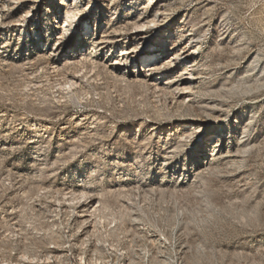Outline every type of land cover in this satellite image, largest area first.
<instances>
[{"label": "rangeland", "instance_id": "1", "mask_svg": "<svg viewBox=\"0 0 264 264\" xmlns=\"http://www.w3.org/2000/svg\"><path fill=\"white\" fill-rule=\"evenodd\" d=\"M167 8L186 98L116 64L145 0H0V264H264V0Z\"/></svg>", "mask_w": 264, "mask_h": 264}, {"label": "bare ground", "instance_id": "2", "mask_svg": "<svg viewBox=\"0 0 264 264\" xmlns=\"http://www.w3.org/2000/svg\"><path fill=\"white\" fill-rule=\"evenodd\" d=\"M147 3L154 5V13L148 14L143 13L140 15L136 20H132V29L130 33L127 35V39L131 40V43L139 44L141 45V48H139V53L136 54V52H133V48L129 49L126 48L122 51L121 57L117 60L116 64L123 65L122 62L124 60H135L136 63H139L142 67L139 73L135 74V79H140L143 82L149 83L161 90V89H172L173 91H176L180 98H186L192 91L195 89V85L199 84L204 78L205 74H194L193 63L196 61V53L195 50H189L188 46H185L180 48L179 51H177L174 54H166L165 56L161 54H157L154 50L151 48L150 44L151 42L148 41V30L151 28H159L161 25L165 23V21L168 18V4L169 0H145ZM145 12V11H144ZM18 29H16L17 31ZM123 36H118L117 34L108 35L104 38L106 42H103V44L106 43H112L118 41V43L122 40L121 38ZM194 37L193 35H189L188 37V43L190 45L193 43ZM156 41V40H155ZM117 43V42H116ZM175 44V43H174ZM175 48V45L173 46ZM172 51V48L170 49ZM91 54V53H90ZM93 56V55H91ZM115 64V65H116ZM180 65L182 68L181 70V79H172L168 83L161 82L159 79L154 77V73L160 72L163 69H173L175 65ZM56 65V64H55ZM54 71H59L60 69L58 67H53ZM73 83V82H72ZM171 90V91H172ZM162 91V90H161ZM221 143L220 138L216 139L213 143L212 147L215 149L219 148V145ZM222 151L220 150L221 154ZM74 194V192H72ZM77 195H80L86 199H88V196L86 193H79ZM92 204V203H90ZM89 204V205H90ZM77 221L80 225H84L89 220V215L87 211V205H82L77 210Z\"/></svg>", "mask_w": 264, "mask_h": 264}]
</instances>
